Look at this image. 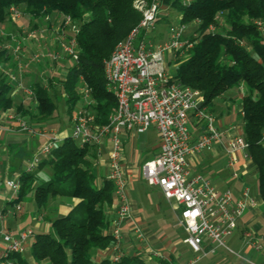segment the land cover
<instances>
[{"label":"trees","instance_id":"1","mask_svg":"<svg viewBox=\"0 0 264 264\" xmlns=\"http://www.w3.org/2000/svg\"><path fill=\"white\" fill-rule=\"evenodd\" d=\"M137 0H0V27L9 21V8L23 9V15L44 18L52 13L69 16L77 26V59L66 68L63 79L44 77L31 86L35 114L16 105L14 86L0 72V113L14 109L16 114L37 124L57 115V102L64 100L67 114L79 101L77 88L82 81L91 91L94 124L102 126L115 108L113 94L104 79L103 63L114 46L126 38L141 19L134 7ZM150 3L151 0H141ZM160 0L162 7L179 12L181 25L190 26L186 38L192 43L185 57L167 62L174 65L173 76L183 85L201 93L202 107L232 89L244 88L240 101L241 133L256 169L259 194L264 204V34L255 22L264 23V0ZM161 19H157L156 23ZM214 26V31L209 27ZM0 65L12 60L2 49ZM98 147L70 137L51 150L31 173L19 179L16 201L28 194L39 210L51 200L71 198L79 204L62 218L51 221L48 234H33L29 256L34 264H144L139 255H125L118 262L96 261L95 254L114 244L106 212L116 202L113 185L98 178L94 169ZM48 170V180L39 173ZM13 264H29L22 254L7 258ZM160 264H167L160 262Z\"/></svg>","mask_w":264,"mask_h":264},{"label":"built area","instance_id":"2","mask_svg":"<svg viewBox=\"0 0 264 264\" xmlns=\"http://www.w3.org/2000/svg\"><path fill=\"white\" fill-rule=\"evenodd\" d=\"M188 1L185 0L183 4H187ZM133 5L141 14L140 21L125 39L116 43L103 63L107 89L115 99L113 113L105 125H95L91 112L93 105L91 91L81 81L82 86H78L77 94L82 105L73 109L70 119L72 132L69 137L80 145H96L98 160L101 158L99 147L104 139H108L111 144L107 153L105 176L113 185L116 199V217L110 231L114 241L110 248L114 253L111 262L116 263L124 256L119 249L122 239L121 227L130 219L120 136L125 133L141 134L150 128L159 136V152L154 159L141 166L140 178L148 186L158 187L165 200L174 202L178 225L185 233L184 244L197 255L190 264L214 254L217 249L239 257L227 246V240L237 229V222L250 201L247 191L235 200L230 189L219 191L206 177L198 173L192 174L190 171L189 159L210 151L213 144L221 140L222 134L215 127L214 116L201 109L203 103L201 93L183 85L168 71L165 61L167 55H171V59L175 61L177 57H185L192 46L186 38L187 30L184 25L173 28L169 38L155 46L150 40L139 36L141 32L155 28L158 15L163 11L160 0H151L150 3L137 0ZM8 12L9 21L13 23L19 22L25 16L17 6H11ZM255 25L263 32L264 23L255 22ZM58 28L59 30H52L53 33L58 34L59 31L62 33L57 50L39 48L25 58L22 43L33 39L35 35L43 39L41 31L32 30L26 37L17 38L6 34L0 27V34L5 38L2 49L8 52L14 63L13 70H7L0 65V72L14 86V91H22L27 96L34 97L32 88L24 87L22 84L23 71L45 61L58 62L64 57L72 61L77 59L76 24L69 16L63 15ZM214 29V26L209 27V31ZM198 105L200 108H197ZM240 114L243 116L242 112ZM191 116L199 122L205 121L203 131L195 142H191L189 130ZM17 129L19 132L37 135L45 140L29 163L30 171L34 170L55 148L53 143L56 139L47 131L36 130L22 120L18 121ZM227 132L229 136L225 143L226 167L231 171V177L236 178L234 168L238 164L239 156L244 160L250 159L248 145L242 137L240 126L232 125ZM261 141L264 142V129ZM9 185L15 191L19 188L18 184ZM19 209V206H15V210ZM136 232L138 240H141L142 234L140 231ZM32 237L31 230H24L17 237L9 233L2 235L3 259L7 264H13L7 259L9 255L25 252L26 245ZM243 237L252 250L256 252L262 250L264 236L244 233ZM259 264H264V258Z\"/></svg>","mask_w":264,"mask_h":264},{"label":"crops","instance_id":"3","mask_svg":"<svg viewBox=\"0 0 264 264\" xmlns=\"http://www.w3.org/2000/svg\"><path fill=\"white\" fill-rule=\"evenodd\" d=\"M44 19L47 21L46 28H44L47 31L43 39H39L35 35L33 39L26 40L22 43V53L25 58L39 48L46 50H57L58 48V42L62 38V33H59L60 31L58 34L53 33L52 30H59L58 24L61 18L57 15L55 20L49 19L48 16L44 17ZM25 25H29V28L25 29ZM2 28L5 32L13 31L11 35L19 38L26 37L30 31L37 30L38 26L31 20L24 19L17 23L8 22ZM65 61H45L40 65L32 66L31 69L23 71L21 75L22 84L24 87H31L37 81H43L44 77L47 76L49 78L57 76L59 79H63L66 75V68L63 65ZM2 66L7 70H13V60ZM238 89L237 97L241 101L245 90L243 87H239ZM11 96L16 105L20 104L23 108L29 109L30 112L35 114V105L32 103L33 97L27 96L22 91H14V89ZM221 97L225 101L222 112L219 111L218 114L213 112L216 111L217 104H214L210 111L209 106L211 105L201 108L214 116L215 127L222 134L221 140L215 142L210 151L204 152L196 157H191L189 159L190 171L192 174L198 173L207 177L215 188L220 186L222 188L226 187L224 190L230 189L235 200L244 191H247L250 201L247 204L244 214L237 222V229L228 238L227 245L230 249H233L242 257L246 258L244 261L246 264H259L264 258V242L261 243L262 250L256 252L247 245L243 237L244 233H250L258 237L264 236V223L262 221L264 220V213L260 210L263 201L259 194L258 186L255 193L251 190V182L256 179V169L250 159L244 160L241 156H239L238 164L234 168L237 174L236 178L231 177V171L226 167L227 156L225 153V143L229 136V132L227 131L232 125L240 126L241 121L234 122L229 116L231 111L230 103L234 100L232 101L231 98H227L224 95ZM240 119H242L241 114L239 116ZM20 120L26 122L36 130L47 131L56 141L59 140L58 132L52 128L53 126H50L51 124L33 123L28 117H22L20 114H16L14 109L0 113V264H7L6 260L3 259V234L9 233L11 236L17 237L24 230H31L34 235L39 233L48 234L51 231V221L56 218L66 217L80 202L77 199L60 198L49 201L45 209L39 210L31 194H28L21 201H16L18 190L15 191L9 184L19 185L20 177L25 173H31L33 171H30L29 163L45 143V140L37 135H28L19 132L17 128L18 121ZM189 122L191 142H195L204 127H200L199 121L193 118V116L190 117ZM152 133L154 139L149 142L148 147L144 151L145 157L149 158L148 161L154 159L159 152V136L153 128ZM137 135L134 133H125L120 136L122 167L126 177L129 195L130 219L123 223L121 227L122 239L119 244V249L124 256L139 255L144 264H160V262H166L167 264H190L192 261L191 254L193 253L184 244L185 233L178 225L175 204L165 200L158 187H150L146 182V188L140 189L139 187H135L142 180L140 178V168L145 163L142 165L138 164L140 154L134 144V137ZM110 147L111 144L108 139H104L102 145L99 147L101 158L99 160L97 159L94 169L98 181L99 178L106 176L107 153ZM42 173H39V175H42L41 178L39 177L40 181L46 182L49 171L46 170V173ZM217 190L223 191L221 189ZM159 198L168 204L169 211L161 210L160 200L158 201ZM15 206H19L20 209L15 210ZM170 214L175 218L174 229L178 228L179 231L170 230L168 224L169 219H172L170 218ZM106 216L110 225L109 230L111 231L113 221L116 217V202L106 212ZM136 231H140L142 234L141 240H138ZM30 244L31 240L27 243L22 257L27 259L29 264H34L29 256ZM224 252L222 249L215 251L214 254H218L215 259L213 258L216 264H236ZM113 255V251L109 248L105 251H98L94 259L96 261H101L102 259L111 261Z\"/></svg>","mask_w":264,"mask_h":264},{"label":"rangeland","instance_id":"4","mask_svg":"<svg viewBox=\"0 0 264 264\" xmlns=\"http://www.w3.org/2000/svg\"><path fill=\"white\" fill-rule=\"evenodd\" d=\"M20 9V11L22 12L23 14V9L18 7ZM163 11L161 12L160 15H158V19H161L159 20V22L155 23V28L153 30H148L146 32H141L139 38H145L146 40H150L155 46H157L158 44H160L161 42H165L168 38H169V35H170V32H171V29L173 28H178L179 26H181V23H180V14L178 11L176 10H173V9H166L164 7H162ZM60 16V20L59 22L62 21L63 19V15H61L60 13H52L50 14L48 17L49 19H52V20H55V17L56 16ZM31 20L32 22L35 23V25L38 26V29L37 30H40L41 33L43 34V36H45V33L47 31V29H44L46 28V24H47V21H45L44 18H34L32 16H23L21 20ZM186 30H187V33L190 35V33L192 32V29L189 30L190 26H187V25H184ZM29 28V25H25V29ZM13 32V31H12ZM12 32H6V34L10 35ZM51 33V32H50ZM15 34V33H13ZM19 36V35H17ZM177 59H180V57H177ZM171 60V55H167V57L165 58V61H166V64L167 62H169ZM175 63V61H174ZM71 64V61H65L63 63V65L65 67L69 66ZM168 65V64H167ZM175 67V66H174ZM173 64L168 66V71L169 73L172 75L173 74ZM80 86H82V84L80 83L79 84ZM238 91L239 89L236 88V89H232L230 91H228L227 93L224 94L225 97H229L232 99L233 102L230 103V118L232 119V121L234 122H239L241 121V119L239 120V116H240V111H241V107H240V100L239 98L237 97L238 96ZM224 100L222 99V97H218L216 99H214L212 101V103L210 104L211 106L209 111L211 110V108L214 106V104H217L216 105V111H213L214 113H219V111L222 112V107H223V104H224ZM82 105V102L79 101L75 108H78ZM57 115L56 117H54L53 119H51L50 121L47 122L48 125L50 126H53L52 128H54V130H56L58 132V136H59V140L55 141L53 144H54V147H58L59 145H61L63 143V140L67 137H69L71 135V132H72V123H71V113L70 114H67V106L64 102L63 99H61L59 102H57ZM208 111V112H209ZM74 112V111H73ZM72 112V113H73ZM205 125V121H201L199 122V126L200 127H204ZM152 139H154V135L152 133V128H150L148 131H146L145 133L143 134H138L137 136L134 137V144L136 145L138 151H139V154H140V158H139V161H138V164L139 165H142L144 162L148 161L149 158H146L145 157V149L148 147V144L150 141H152ZM38 153V152H37ZM36 153V154H37ZM105 158V157H104ZM98 159V158H97ZM46 173V169L44 171ZM44 172L42 174H44ZM102 173V172H101ZM38 177H42V175H39ZM207 178V177H206ZM135 187H139L140 189H143V188H146V184L145 182H143L142 180H140L136 185ZM217 189H221V190H224V188L218 186L216 187ZM251 190L255 193L256 190H257V181L256 179H254L252 182H251ZM135 191V190H134ZM136 195V193H134ZM134 195V196H135ZM160 200V198L158 199V201ZM172 203H174L173 201H171ZM160 208L161 210L163 211H169V208H168V204L165 203V201L163 200H160ZM260 210L264 213V204L262 203V205L260 206ZM171 215V214H170ZM172 216V215H171ZM170 218L172 219H169L168 221V224H169V227H170V230H173V231H179V229H174V221H175V218L172 216ZM263 223H264V220H262ZM264 232V231H263ZM32 240V239H31ZM228 246V245H227ZM233 252H235V254L239 255V257H237L236 255H231L227 252H224L226 256H229L231 257L230 260L233 261L234 263L236 262V264H246L244 262V260L246 258L242 257L239 253H237L236 251H234L233 249H231ZM192 255V260L197 257V255L195 254H191ZM218 254H210L204 258H200L196 264H216V261L213 260V258L215 259V257H217Z\"/></svg>","mask_w":264,"mask_h":264},{"label":"water","instance_id":"5","mask_svg":"<svg viewBox=\"0 0 264 264\" xmlns=\"http://www.w3.org/2000/svg\"><path fill=\"white\" fill-rule=\"evenodd\" d=\"M197 108H200V106L198 105Z\"/></svg>","mask_w":264,"mask_h":264}]
</instances>
